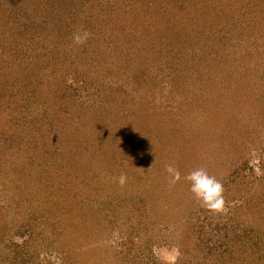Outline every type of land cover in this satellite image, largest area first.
I'll return each mask as SVG.
<instances>
[{"label":"rangeland","instance_id":"obj_1","mask_svg":"<svg viewBox=\"0 0 264 264\" xmlns=\"http://www.w3.org/2000/svg\"><path fill=\"white\" fill-rule=\"evenodd\" d=\"M79 1L0 0V94L6 100L8 88L15 84L11 79L30 77L28 70L44 63L41 54L48 49H40L50 34L51 38L56 35L53 26L66 35L72 32L76 16L72 11ZM262 36L261 30L256 32L250 37L254 42L248 44L262 41ZM108 38H102L100 44L110 46L112 52L101 51L102 62L99 66L95 62L91 71L95 81L87 77L72 80L73 97L63 103L57 100L51 121L43 118L32 129L29 117L21 120L18 113L0 118V264H201V259L210 255L203 252L204 242H210L211 254L219 253L229 248L228 234L235 238L236 232L246 233L245 209L236 221L230 218L234 204L240 202L236 199L246 198L249 187L251 191L264 190V172L257 167L259 159L264 158V119L257 113L258 103L237 96L234 86L212 84L237 63L233 62L235 55L229 52L223 60L208 64L206 60L211 58L207 57L215 55L214 46L202 44L198 66L197 59L192 61L187 56L189 51L180 59L172 57L174 50L169 55L164 46L149 54V40L141 44L144 50L140 56L134 53L138 45L127 49V40L125 49L117 54L110 43L113 39ZM129 67L136 69L133 74L127 72ZM83 71L88 73L87 69ZM180 72L192 81L189 86L175 81ZM97 80L102 81L99 86ZM21 84L25 91L32 92L25 81ZM246 90L256 98L264 95V84L244 87V95ZM209 91L212 96L204 94ZM0 102L3 109L5 105L6 109L15 106L9 100L7 104ZM173 124L183 132L174 133L176 139L171 137L172 132H164ZM101 130L103 137L97 132ZM163 133L166 142L170 138L177 142L161 146ZM130 139L136 142L132 149ZM139 149L144 151L143 159L134 155ZM130 151H135L132 156H128ZM169 164L181 175L175 184L170 183L166 171ZM241 166L245 168L243 173L238 172ZM201 167L222 182L223 211L201 206L184 180L186 174ZM48 169L60 178L50 184L51 189L40 191L34 186H38L34 174ZM121 174L127 178L123 186L119 183ZM248 174L254 179L261 174L263 181L252 188L247 183L252 180ZM63 180L70 182L67 187ZM20 191H29L30 195H19ZM41 192L48 195L47 201ZM56 207H64L61 214H70L62 227L79 232L84 239L76 241L74 234L57 235L59 228L62 230L61 222L51 219ZM195 218L198 225L204 223L205 231L212 229L219 238L201 234L203 239L197 240L189 223ZM77 243L86 246L76 251L79 258L70 255ZM247 247L245 255L263 257L264 245ZM239 258L242 263L248 262L246 256Z\"/></svg>","mask_w":264,"mask_h":264},{"label":"trees","instance_id":"obj_2","mask_svg":"<svg viewBox=\"0 0 264 264\" xmlns=\"http://www.w3.org/2000/svg\"><path fill=\"white\" fill-rule=\"evenodd\" d=\"M263 4L264 0H87V2L80 0L79 6H75V9L72 11L76 15L73 17L74 20H72L73 26L70 29L72 32H68V35H66L60 32L58 26L55 27L54 25L53 32L56 35H53L54 38H51L52 35L50 34L49 38L45 40L47 43L42 45L40 49L41 51L48 49V51L46 50L41 54V59L44 63H40L37 66L33 65V68L27 72V75L30 74V77L24 76L20 77V79L10 78L14 80L13 83L15 84H12L8 88L9 92L6 96L9 102L12 101L13 105L15 103V106L9 105L6 109L5 105L3 109V105L0 102V112L2 111L0 113V118L11 112H14L16 115L18 113L21 120L22 117H29L28 124L32 126V129H35L37 124L43 121V118L46 122L51 121L52 118H49L55 114V112L51 110L55 108V105H58L57 100L60 99L63 103L65 99L70 100V98L73 97V91H71L72 80L79 78L84 79L86 77L91 78V71L95 62L96 64L102 62L101 51L105 52L109 50L112 52L110 46L105 45L103 47V45L100 44L102 38L109 37L113 39L110 43L113 44L114 48L112 49H115V53L117 54L118 50L122 51L125 49L124 40L129 41L128 50L134 49L138 45L134 53L139 56L141 55V51L144 50L141 44L144 43V41L148 43L147 40L150 42L152 41L147 50V52H150L149 54L153 55L155 52L161 51V47L164 46L162 48L167 50L169 55L171 50L175 51L171 54L175 59H180V57L184 56L186 51H189L190 54L187 56L192 58V61H196V59L198 61L201 56H203L200 47L202 44H210L209 47L214 46L215 55L207 57L209 59L211 58V61L208 60L207 62L206 60L208 64L215 62L216 59H219V61L223 60L222 56H225L229 52L232 53L235 55L233 62L236 60L237 63L232 65L231 68L227 70L228 72L225 71V74L223 73L220 81L218 79H213L212 84L220 83L222 88H224L225 85L228 86V88L234 86L233 91L237 96L240 97L243 95V97L259 104V106L258 104L256 106L258 112H254L259 113L263 120L264 107H260L264 106V95L258 94L257 97L255 96L256 98H253V92H248V90H246L247 92L244 95L241 91L244 87L251 88L252 85L262 86L264 84V36H262V41L256 44H248L249 41H253L251 35L255 34L256 36V32L258 33L260 30L261 33L264 34ZM48 13L50 15V11ZM46 14L47 13L41 15L46 17ZM81 30H86L91 35L86 43L77 45L73 42L72 36L74 33ZM18 33L20 34V32ZM142 39L143 41L140 42ZM258 43H260V46ZM108 56L110 59V55ZM147 56L148 55H145L146 61ZM34 60L35 58H33L32 61L34 62ZM114 61L117 62V60ZM109 62L112 63V60ZM198 66H201L199 61ZM36 67L42 68L37 71ZM62 67H65V69H61ZM86 69L88 73L83 71ZM195 69L198 71L197 78L202 84L201 78H203V76L199 75L200 70L198 67ZM128 70V73L130 72L133 74L136 69L129 67ZM144 77L146 78L147 76L144 75ZM175 77L177 83L184 84L185 86H189V84H191L190 82H192L185 77L183 72H180V75H176ZM22 80L25 81L26 85L29 84V86H31L30 88H33L32 92L25 91L23 84H21ZM33 80L35 82L38 81L33 83ZM91 80L92 82L95 81L94 78H91ZM99 83H102V81L97 80L95 84L99 86ZM262 91L263 90H261V93ZM2 92L4 93V89ZM207 93L212 96L210 91L204 94ZM3 95L0 94V97ZM233 99H235V97ZM1 100L5 103L8 101L5 99V96H3V99L0 98V101ZM227 105H230V103H225V106ZM220 106L219 108L225 107L224 105ZM194 108L196 109L197 107ZM199 110L200 109H198V111ZM20 127L26 130V127ZM16 128L19 129V126H16ZM100 129L102 128H98V130ZM165 131H169V133L172 132L173 135H171V137L174 139H176L174 133H183L182 131H178L174 124L171 128L165 129L164 132ZM97 132L99 135L102 134L101 137H103L104 132L102 130ZM163 134L164 136L161 137V146H167L166 143L172 144L175 141L177 142V140L171 138L169 142H166L165 133ZM128 142V145L131 146L132 149L133 144L136 143L135 140L130 139ZM122 143L124 144V140H122ZM145 150L148 152L146 146ZM134 152L135 151H130L128 156H132L131 153ZM143 152L142 149H139L138 153L134 155L138 159H143ZM257 167L261 173L264 172L263 157L259 159ZM239 169L238 172L241 171L242 173L245 170L242 166ZM50 170L35 172L34 177L38 180V186L34 184L35 188L37 187L36 189L40 191L43 189H51L53 181L60 178L58 173L53 171L54 174H52L53 172L51 171V173ZM35 175L38 176L36 177ZM247 176L252 177V180L247 181L249 185H252V188H254L255 183L260 184L263 181L261 179V174L259 176L261 178H257L259 180L254 179L253 174H248ZM67 181L63 180L65 187L70 183ZM249 189L250 187L245 193L246 198L243 197L242 199V197H239L236 199V201L240 202L234 204L235 212L232 213L233 216L230 218V220L236 221L241 217L240 213L245 209L243 225L245 229L248 227L245 231L246 233L244 235H238L236 232L235 238L232 237L231 234H228L227 237H229V241H231L229 248L226 247L223 252L221 250L219 253L215 251L211 254L213 248H210V242H204L203 252L206 251V255L207 253L210 255L201 259V264H215V261H217V264H232L233 261H239V264H248L249 261H252L250 262L252 264H264V255L263 257L256 255L255 259V257H252L253 254H250V256L245 255L244 251L248 250L247 246H249V248H260V245H264V190L259 188L251 191ZM28 193L29 191H20L19 195L23 194L29 196L30 193L29 195ZM42 198H45L47 201L48 195L43 194ZM63 209L64 207H56L52 210L53 217H51V219L53 218V220L55 219L56 221L58 219V222H61V227L68 221L67 218L70 215L68 211H66L65 214H61ZM238 211L240 212L238 213ZM77 219L78 218H75V220ZM254 219H256V221ZM77 221L85 222V220ZM196 221H198V219L195 218L194 221L191 219L189 223L191 225L190 228L193 229L192 232L196 234L195 237L197 240L203 239V234L216 236V232L212 229L205 231L206 228H204V223L198 225ZM220 222H223V219H220ZM70 226L72 225H69L68 228ZM235 226L236 225H234L233 228H235ZM82 229H84V227ZM70 234L77 235L76 241L84 239L81 238L82 236L79 232H71V230L64 229V227H62V230L59 228L57 232V235L61 237H66ZM218 236L219 234L217 233L216 237ZM31 237L32 236H30V238ZM77 244L79 245H74L70 255L79 258L78 256L80 253L76 254V251L85 250L86 246H81L82 243ZM222 247L223 245L216 250L219 251V248ZM239 248L242 251L238 252ZM92 249V251H94L93 246ZM245 256L248 262L245 261V263H242L239 257L243 259ZM123 257L127 259L128 255H123ZM229 260H231V262Z\"/></svg>","mask_w":264,"mask_h":264},{"label":"clouds","instance_id":"obj_3","mask_svg":"<svg viewBox=\"0 0 264 264\" xmlns=\"http://www.w3.org/2000/svg\"><path fill=\"white\" fill-rule=\"evenodd\" d=\"M90 35L86 30H81L73 34L72 40L75 44L82 45L86 43ZM166 171L169 173L171 184H175L181 179L179 169L173 165H167ZM183 178L189 182L190 191L195 199L201 203V206L215 212L224 210V186L221 181L210 175L205 168L194 169ZM126 179L125 175H120L119 183L121 186L125 184Z\"/></svg>","mask_w":264,"mask_h":264}]
</instances>
